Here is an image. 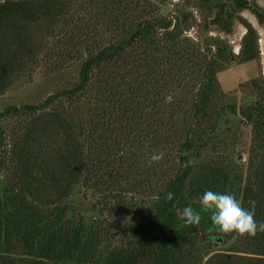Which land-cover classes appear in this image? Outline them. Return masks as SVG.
Listing matches in <instances>:
<instances>
[{
    "label": "trees",
    "instance_id": "1",
    "mask_svg": "<svg viewBox=\"0 0 264 264\" xmlns=\"http://www.w3.org/2000/svg\"><path fill=\"white\" fill-rule=\"evenodd\" d=\"M167 3L0 2V95L28 69L81 64L74 87L0 112V129L8 116L25 122L13 134L0 200V264H264V231L227 233L222 250L215 246L227 241L198 225H163L205 190L233 193L247 210L254 202L264 223V78L243 85L240 105L224 103L218 72L227 44L208 54L211 43L185 33L192 12L165 14ZM240 54L259 58L253 28ZM63 98L70 113L54 108ZM229 113L255 136L245 170L199 162ZM77 187L97 197L91 222L69 216Z\"/></svg>",
    "mask_w": 264,
    "mask_h": 264
},
{
    "label": "rangeland",
    "instance_id": "2",
    "mask_svg": "<svg viewBox=\"0 0 264 264\" xmlns=\"http://www.w3.org/2000/svg\"><path fill=\"white\" fill-rule=\"evenodd\" d=\"M3 1L6 0H0V2ZM181 7L192 12L193 15V19L187 24L189 27L185 26L186 35L200 43H211L213 47L207 52L208 54L216 53V43L218 41H223L227 44L228 57L221 62L220 71L218 72V78L225 94L223 102L240 105L242 95L249 90L246 85H243L253 78H264V28L262 26L257 27L260 49L259 58L242 61L240 52L244 31L240 29L241 24L237 23L228 34L213 28L205 30L200 22L201 16L197 13L192 1L190 4L185 5L184 0H168V3L163 7V12L165 14L178 15ZM80 66L81 64L78 62L69 67L56 70L52 65L42 64L23 71L16 76L6 92L0 95V112L9 105L22 107L29 103H41L53 93L74 87L80 79ZM69 105L67 99L63 98L55 104L54 108L70 113ZM24 124L22 116H8L2 121L0 140H2V137L4 138L2 144L0 143V200L6 186L8 174L13 172V154L10 150L13 134L17 133ZM254 137L251 127L242 124L239 115L229 113L224 117L220 125L217 138L213 139L206 147L199 162L207 163L213 161L238 170H245ZM240 157L242 158L240 159ZM148 167L146 165L145 168ZM148 175L154 177L152 174ZM69 205V216L76 220L83 219L91 222L98 213L97 197L90 191H83L81 187H77L74 190ZM191 207L201 215V222L198 225L201 232H213V235L217 236L220 243L227 241L224 245L215 246V249H227L231 239L227 240L226 233L214 231L215 229L212 226L215 225L211 221V212L204 211L201 202H193ZM2 215L3 211L0 207V218ZM163 225L170 231L180 228L183 225L180 212L171 213L165 219ZM209 229H212V231H209ZM2 251L3 249L0 247V252Z\"/></svg>",
    "mask_w": 264,
    "mask_h": 264
},
{
    "label": "clouds",
    "instance_id": "3",
    "mask_svg": "<svg viewBox=\"0 0 264 264\" xmlns=\"http://www.w3.org/2000/svg\"><path fill=\"white\" fill-rule=\"evenodd\" d=\"M164 158V153H153L148 163L152 164ZM167 199H173V193L167 194ZM204 211L211 212V221L223 233L238 232L241 235L255 236L257 231H264V223L257 224L255 215V203L252 202L251 210L245 209L233 193H220L205 190L201 196ZM180 216L187 225H199L201 215L195 212L191 206H186L180 211ZM212 231V229H209Z\"/></svg>",
    "mask_w": 264,
    "mask_h": 264
},
{
    "label": "flooded vegetation",
    "instance_id": "4",
    "mask_svg": "<svg viewBox=\"0 0 264 264\" xmlns=\"http://www.w3.org/2000/svg\"><path fill=\"white\" fill-rule=\"evenodd\" d=\"M191 1L201 16L200 22L205 30L213 28L228 34L239 23L244 31V40L250 28L256 32L258 26L264 28V0H254V5L251 0H184V4L188 5Z\"/></svg>",
    "mask_w": 264,
    "mask_h": 264
},
{
    "label": "water",
    "instance_id": "5",
    "mask_svg": "<svg viewBox=\"0 0 264 264\" xmlns=\"http://www.w3.org/2000/svg\"><path fill=\"white\" fill-rule=\"evenodd\" d=\"M252 1V4L254 5V0H251Z\"/></svg>",
    "mask_w": 264,
    "mask_h": 264
}]
</instances>
